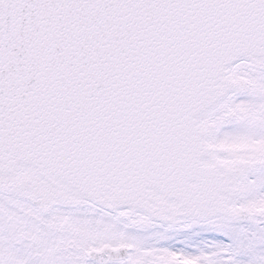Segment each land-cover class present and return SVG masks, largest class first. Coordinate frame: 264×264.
Here are the masks:
<instances>
[{"label":"snow or ice","instance_id":"1","mask_svg":"<svg viewBox=\"0 0 264 264\" xmlns=\"http://www.w3.org/2000/svg\"><path fill=\"white\" fill-rule=\"evenodd\" d=\"M0 264H264V0H0Z\"/></svg>","mask_w":264,"mask_h":264}]
</instances>
